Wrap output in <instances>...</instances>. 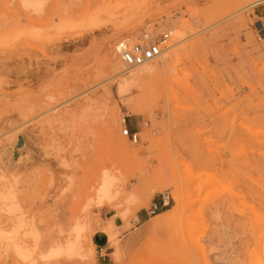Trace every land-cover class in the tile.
<instances>
[{
  "label": "rangeland",
  "instance_id": "rangeland-1",
  "mask_svg": "<svg viewBox=\"0 0 264 264\" xmlns=\"http://www.w3.org/2000/svg\"><path fill=\"white\" fill-rule=\"evenodd\" d=\"M31 1L0 0V236L35 255L1 239L0 264H53L86 224L60 264H99L98 231L113 264H264V0ZM166 30L158 69L126 72L117 45Z\"/></svg>",
  "mask_w": 264,
  "mask_h": 264
},
{
  "label": "bare ground",
  "instance_id": "bare-ground-1",
  "mask_svg": "<svg viewBox=\"0 0 264 264\" xmlns=\"http://www.w3.org/2000/svg\"><path fill=\"white\" fill-rule=\"evenodd\" d=\"M35 1V0H34ZM34 1H31V4L28 2V4H30L31 6H33V7H38L39 8V6L38 5H40L39 3L37 4L36 2H34ZM162 63L163 64H165L166 63V60L163 58L162 59ZM162 65V64H161ZM140 68V67H139ZM156 69H158V65L155 67V66H151V65H144L143 67L141 66V69H140V71L135 75V79H137V78H139V77H141L142 75H147V74H150V73H153V72H155L156 71ZM120 88L123 90L124 89V86L122 85V84H120ZM112 135V134H111ZM264 141V140H263ZM2 178V177H1ZM3 183H5L4 181H3ZM11 184V183H10ZM4 186H6V185H4ZM12 186V185H11ZM108 186H109V182L107 181V180H105L104 181V185H103V191L104 192H106V190L108 189ZM4 190V189H3ZM12 189L9 187V188H7L6 190H5V192H0V201H9V200H11L12 198H16V197H14V194H13V192L11 191ZM12 201H14L15 202V200H12ZM11 202V201H10ZM10 202H7V203H10ZM19 205V204H18ZM16 206V207H18L19 208V206ZM2 207V206H1ZM6 207V206H5ZM21 207V206H20ZM8 207H6V209H7ZM12 208V207H11ZM10 208V209H11ZM22 208V207H21ZM19 209V210H16V211H18V213H19V211L20 210H22V209ZM8 210V209H7ZM9 211V210H8ZM10 211H13L12 209L10 210ZM9 211V213H11ZM4 213H6V212H4ZM16 213V212H15ZM14 213V214H15ZM17 213V214H18ZM254 213V212H253ZM12 214V213H11ZM22 213L20 212V215H21ZM10 215V214H9ZM11 216V215H10ZM22 216V219H23V217H24V215H21ZM21 216H20V218H21ZM255 216V215H254ZM18 217V216H17ZM3 218V217H2ZM14 218H15V216H14ZM257 218V217H256ZM17 219H19V218H16V220ZM22 219H19V220H17V222L18 221H20V220H22ZM88 220V219H87ZM64 221H65V219H64ZM69 221V220H68ZM22 222V221H21ZM24 222V221H23ZM67 222V221H66ZM11 224V223H10ZM24 224H25V222H24ZM3 225V224H2ZM19 225V224H18ZM21 225V224H20ZM22 225H23V223H22ZM86 226H87V224L86 225H84V227H82V226H77V227H74V230L71 232V231H69L70 233H73V234H76V236H75V238L73 239V238H69V235L67 236V237H64L65 235H67L66 233H65V235H64V231L62 230V229H57V231H55L54 233H53V237H54V239L57 241V243H56V247L53 249V251H52V253L51 254H49L50 256V259H54V260H57L55 263H53V264H60L59 262H60V260L61 259H65V258H71L74 254H75V252H76V249H80V248H82L83 246H84V241H83V236H81V234L83 233V231H84V229L86 230L87 228H86ZM1 227V226H0ZM18 227V226H17ZM8 228V227H7ZM19 228V227H18ZM16 228H14V230H15ZM20 229V228H19ZM14 230L12 231V232H14ZM27 230V229H26ZM31 230H33L34 231V229H31ZM19 231V230H18ZM21 231H23V229L21 230ZM25 232V231H24ZM37 232V231H36ZM69 232H67V233H69ZM0 233H1V231H0ZM8 233V232H7ZM87 233V232H86ZM22 234H24L23 232H22ZM28 234L30 235V233L28 232ZM85 234V233H84ZM83 234V235H84ZM1 235H4L3 234V232L1 233ZM6 235V234H5ZM12 235L13 236H10V237H4V236H0V241H1V239H2V241H8V243L6 242V247H5V250H8V249H12L13 250V253L15 252V254L18 256V258H23V259H27V261L29 262V258H31L32 256H33V253H34V247H32V243L30 244L29 243V237H26V236H29V235H24V236H20V235H18V234H16V235H14L13 233H12ZM81 237H82V240H81ZM65 238H67V243L66 244H64L63 242H60V240H62V239H65ZM34 241V240H33ZM9 242H11V243H9ZM36 242V241H35ZM37 244V243H36ZM39 245V244H38ZM43 245V244H42ZM40 248V247H39ZM48 248V247H47ZM44 249H46L45 247H44ZM52 249V248H51ZM42 251V250H41ZM47 250H45V252H46ZM261 251V250H260ZM44 252V251H43ZM39 254V253H38ZM261 254H263V252H261ZM15 255V256H16ZM34 255H35V253H34ZM16 256V257H17ZM38 256V255H37ZM46 257H48L47 255H46ZM38 258H39V256H38ZM91 258V259H90ZM22 259V260H23ZM49 259V258H48ZM88 259H89V262L87 263V264H92L93 262H92V257L90 256V257H88ZM46 260L47 259H45V257H44V259H43V257H42V259L41 260H38V262L39 263H42V264H48L47 262H46ZM264 260V259H263ZM24 261H26V260H24ZM23 261V262H24ZM59 261V262H58ZM261 261V260H260ZM259 261V262H260ZM32 262V261H31ZM33 262H35V260L33 261ZM37 262V261H36ZM35 262V263H36ZM35 263H33V264H35ZM30 264H32V263H30ZM261 264V263H260Z\"/></svg>",
  "mask_w": 264,
  "mask_h": 264
},
{
  "label": "built area",
  "instance_id": "built-area-1",
  "mask_svg": "<svg viewBox=\"0 0 264 264\" xmlns=\"http://www.w3.org/2000/svg\"><path fill=\"white\" fill-rule=\"evenodd\" d=\"M257 32L259 38L261 40L264 39V25L261 22L258 23ZM171 35L172 32L166 30L159 39H152L147 33H143V36L140 37L141 39L136 44L131 45L126 41L120 42L116 47V51L126 69L125 71L139 68L161 58L166 48L165 44L170 40ZM123 135L130 138L134 144L139 143L138 135L131 133L128 129L123 131ZM169 204L170 200L168 201L163 196L160 204H154L151 214L167 208Z\"/></svg>",
  "mask_w": 264,
  "mask_h": 264
},
{
  "label": "crops",
  "instance_id": "crops-1",
  "mask_svg": "<svg viewBox=\"0 0 264 264\" xmlns=\"http://www.w3.org/2000/svg\"><path fill=\"white\" fill-rule=\"evenodd\" d=\"M162 198H158L157 200L153 201L151 204V211L144 210L136 214V218L131 222V226L139 227L143 225L145 222L148 221V216L153 211L154 204H160ZM115 227L119 230L124 231V234H127V226L123 222L115 221ZM113 232V231H112ZM114 234V233H113ZM92 243L94 248L97 251L98 255V263L99 264H113V249L110 246V239L109 235L104 231H98L92 237ZM92 264H96L93 262Z\"/></svg>",
  "mask_w": 264,
  "mask_h": 264
},
{
  "label": "water",
  "instance_id": "water-1",
  "mask_svg": "<svg viewBox=\"0 0 264 264\" xmlns=\"http://www.w3.org/2000/svg\"><path fill=\"white\" fill-rule=\"evenodd\" d=\"M20 145H23V142L21 141Z\"/></svg>",
  "mask_w": 264,
  "mask_h": 264
}]
</instances>
